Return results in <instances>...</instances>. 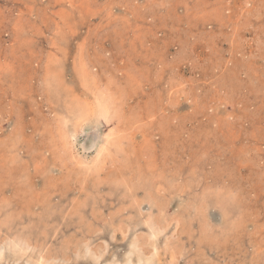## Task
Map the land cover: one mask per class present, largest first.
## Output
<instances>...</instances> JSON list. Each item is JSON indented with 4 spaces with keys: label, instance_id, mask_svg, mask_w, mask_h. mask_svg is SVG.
I'll list each match as a JSON object with an SVG mask.
<instances>
[{
    "label": "rangeland",
    "instance_id": "1",
    "mask_svg": "<svg viewBox=\"0 0 264 264\" xmlns=\"http://www.w3.org/2000/svg\"><path fill=\"white\" fill-rule=\"evenodd\" d=\"M0 250L264 264V0H0Z\"/></svg>",
    "mask_w": 264,
    "mask_h": 264
},
{
    "label": "bare ground",
    "instance_id": "2",
    "mask_svg": "<svg viewBox=\"0 0 264 264\" xmlns=\"http://www.w3.org/2000/svg\"><path fill=\"white\" fill-rule=\"evenodd\" d=\"M98 88H99V87H98ZM94 90H95V89H94ZM98 91H99V90H98ZM108 96H109V95H108ZM103 98H104V96H103ZM97 99H98V98H97ZM100 99H102V97H101ZM104 100H105V99H104ZM102 101H103V100H102ZM105 101L108 102L107 100H105ZM101 103H102V104H103V103L105 104V102H101ZM108 103H109V102H108ZM102 104H100V105H102ZM100 105H99V106H100ZM105 106H107V105H105ZM105 106H104V107H105ZM100 107H101V106H100ZM107 107L109 108V106H107ZM108 108H107V109H108ZM116 110H117V109H116ZM103 111H104V110H102V112H103ZM105 111H107V110H105ZM110 111H111V107H110ZM88 113H89V112H88ZM99 113H100V112H99ZM84 114H85V113H84ZM101 114H102V113H101ZM104 114H105V112H104ZM80 115H81V114H80ZM80 115H79V116H80ZM82 115H83V114H82ZM85 115H86V114H85ZM87 115H88V114H87ZM105 115H106V114H105ZM110 115H111V114H110ZM101 116H102V115H101ZM85 117H86V116H85ZM77 118H78V117H77ZM79 118H80V117H79ZM68 119H69V118H68ZM81 119L83 120V119H85V118H81ZM81 119H79V121H80ZM107 119H108V118H107ZM109 119H110V118H109ZM109 119H108V120H109ZM64 120H66V119L64 118ZM68 122H69V121H68ZM111 122H112V121H111ZM77 123H78V122H77ZM111 133H112V132H111ZM112 135H113V134H112ZM111 137H112V136H111ZM111 137H110V138H111ZM67 138H68V137H67ZM110 138H109V140H110ZM110 141H111V140H110ZM100 144H101V143H100ZM105 144H106V143H105ZM100 146H102V145H100ZM103 147H104V146H103ZM102 149H103V148H101L99 151L103 152L102 154H104V152H106V151H104V150L102 151ZM97 155H98V154H97ZM97 157H98V156H97ZM97 157L95 158L96 160H97ZM77 160H79V159H77ZM94 162H95V160H94ZM98 162H99V161H98ZM78 163H80V160H79ZM94 165H95V164H94ZM124 233H125V232H124ZM28 248H29V247H28ZM28 248H26V250H27ZM2 250H3V249H2ZM1 255H2V251L0 250V256H1ZM156 255H157V254H156ZM0 259H1V258H0ZM97 259H98V258H97ZM44 260H46V259H44V257H41V258H40V261H39V264H44V263H45ZM131 262H132V260H131ZM116 264H118V263H116ZM128 264H131V263H128Z\"/></svg>",
    "mask_w": 264,
    "mask_h": 264
}]
</instances>
